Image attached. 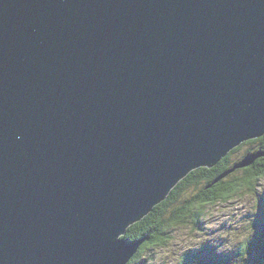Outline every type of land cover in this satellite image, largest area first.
I'll return each instance as SVG.
<instances>
[{
    "label": "water",
    "instance_id": "1",
    "mask_svg": "<svg viewBox=\"0 0 264 264\" xmlns=\"http://www.w3.org/2000/svg\"><path fill=\"white\" fill-rule=\"evenodd\" d=\"M263 134L264 0H0V264H127L129 225Z\"/></svg>",
    "mask_w": 264,
    "mask_h": 264
},
{
    "label": "trees",
    "instance_id": "2",
    "mask_svg": "<svg viewBox=\"0 0 264 264\" xmlns=\"http://www.w3.org/2000/svg\"><path fill=\"white\" fill-rule=\"evenodd\" d=\"M253 143H256L257 146L252 150L245 151V154L239 159L231 161L229 156L237 151L240 145L232 149L214 166L198 167L192 170L175 184V187L171 189L164 200L155 205L142 219L129 225L124 238L130 242L140 241L141 243L127 264H135L140 260V257H144L142 264H147L145 263V257L153 259L155 253H157L154 246H163L168 242L170 236L165 234L166 231L163 228L161 229L162 221L165 222V227L175 226L182 224L184 219L190 215L194 225L196 221H199L198 216L203 211V205L227 201L237 193L239 194L240 191L252 190L258 180L264 178V161H259V156H264V134L241 145ZM247 153H259L260 155L251 164L242 167V169L238 168L241 169V175H239L235 173L236 169L234 168L237 167L244 156L249 155ZM260 201L264 206V197H260ZM252 220V222H255V217ZM261 223L263 224L262 230H264V221L261 220ZM260 228L261 226L254 228L252 232ZM262 239L261 234H252L245 238L240 246L233 249V255L239 260L238 264H264V255H259V260L261 257L263 258L261 263L250 256L255 254L257 245ZM202 245L198 247L197 251H184L178 264H227L229 262V255H219L218 258H213L212 261H206L204 253L208 252V246ZM210 245L215 251L217 250L214 245ZM248 254L249 256H247Z\"/></svg>",
    "mask_w": 264,
    "mask_h": 264
},
{
    "label": "rangeland",
    "instance_id": "3",
    "mask_svg": "<svg viewBox=\"0 0 264 264\" xmlns=\"http://www.w3.org/2000/svg\"><path fill=\"white\" fill-rule=\"evenodd\" d=\"M251 139L253 138L240 142V148L229 156L231 161L241 158L245 154V151L248 149L252 150L257 146L256 143L241 145ZM259 161H264V156H259ZM238 168L242 169V167H235L234 169L237 171L235 173L241 175V169L239 170ZM260 197H264V178L258 180V183L252 190L240 191L239 194L237 193L227 201L203 205V211L198 216L199 221H196L194 225L192 224V216L190 215L184 219L182 224L175 226L165 227V222L162 221L161 229L163 228L166 231L165 234H168L170 239L163 246H154V250L157 253H155L153 259L145 257V263L178 264L181 259L180 256L184 251H197L198 247L203 244L204 246H208V252L204 253L206 261H212L213 258H218L219 255H229V262L227 264H238L239 260L233 255V249L240 246V243L252 234H261L263 237L262 241L257 245L255 254L250 255L258 263H261L263 258L261 257L259 260L260 257L258 256L260 254L264 255V230H262L263 224L261 223V220L262 222L264 221V206L260 201ZM253 217H255V222H252ZM260 226L259 230L252 232L254 228ZM210 244L214 245L217 250L215 251ZM258 246L261 247L259 250ZM140 260L135 264H142L144 257H140Z\"/></svg>",
    "mask_w": 264,
    "mask_h": 264
},
{
    "label": "bare ground",
    "instance_id": "4",
    "mask_svg": "<svg viewBox=\"0 0 264 264\" xmlns=\"http://www.w3.org/2000/svg\"><path fill=\"white\" fill-rule=\"evenodd\" d=\"M247 140V139H246ZM226 174V173H225ZM180 180V179H179ZM180 183V182H179ZM175 186V185H174ZM202 195V194H201ZM129 227V226H128ZM125 235V234H124ZM140 245V244H139ZM218 247V246H217ZM222 249V248H221ZM185 264V263H184Z\"/></svg>",
    "mask_w": 264,
    "mask_h": 264
}]
</instances>
